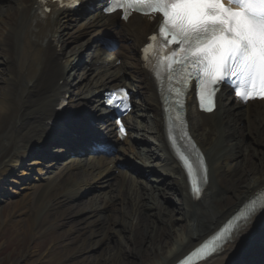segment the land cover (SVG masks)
I'll return each mask as SVG.
<instances>
[{
	"label": "bare ground",
	"instance_id": "6f19581e",
	"mask_svg": "<svg viewBox=\"0 0 264 264\" xmlns=\"http://www.w3.org/2000/svg\"><path fill=\"white\" fill-rule=\"evenodd\" d=\"M0 3V184L26 159L33 157L30 165H42L41 170L34 171L39 174L32 179L34 184L22 188L25 192L19 195L15 213L26 216L24 221L30 228L40 217L45 218L41 234L51 232L56 225L47 221L51 210L63 208L59 216L69 221L73 215H84L66 230L78 243L70 250L74 264H172L241 204L264 190V100L242 103L222 88L217 109L210 114L195 109L192 93L187 98V116L196 119L189 132L207 165L201 197L195 200L190 196L185 176L165 140L163 95L140 60V49L147 34L155 29L156 20L134 16L123 21L116 14L95 10V4L43 15L42 0ZM101 35L119 41L115 50L96 48L90 52L100 45L97 38ZM84 54L89 56L86 64L90 72H83L75 82L68 81V69L81 65ZM116 61L119 63L114 65ZM118 86L135 88L141 96L139 105H134L124 120L128 137L118 145L120 153L110 158L76 156L60 160L58 156L66 150L54 148V158L46 161L50 143L65 144L68 151L81 154L94 149L89 148L87 126L73 119L69 122L70 115L92 120L88 117L91 112L101 132L113 135V125L97 113L101 108L97 91ZM66 94V105L61 108ZM226 101L234 103L232 111ZM238 132L241 140L236 138ZM148 140L157 144L155 154L135 143ZM256 144L262 147L255 148ZM248 147L250 168L237 173L233 161L241 156L248 163V154L240 155ZM125 162L140 164L167 180L166 187L154 186L120 169ZM20 176L21 181L28 180L27 172ZM225 193L232 199L227 201ZM86 194H90L87 200ZM166 200L175 208L163 206L161 202ZM115 212L120 217H113ZM126 217L131 220L126 222ZM174 224L179 228L171 240ZM77 226L82 227L79 230ZM83 233L87 235L81 238ZM60 238L66 241L62 234L53 236L56 250L62 245ZM123 239L125 244L132 241L133 247L123 248ZM261 258L264 210L253 224L234 232L217 253L197 264H264Z\"/></svg>",
	"mask_w": 264,
	"mask_h": 264
},
{
	"label": "snow or ice",
	"instance_id": "6c2138e0",
	"mask_svg": "<svg viewBox=\"0 0 264 264\" xmlns=\"http://www.w3.org/2000/svg\"><path fill=\"white\" fill-rule=\"evenodd\" d=\"M117 10L124 19L133 11L162 17L158 35L154 33L148 38L150 43L145 52H155L159 47L164 55L153 70L166 67L170 81V74L182 69L181 80L177 82L183 88L175 89L177 97L185 94L187 81L194 79L200 108L207 112L214 110L216 93L225 83L241 101L264 99V0H227V3L224 0H107L104 11ZM107 103L127 108L126 90L113 93ZM176 120L192 149V154L181 152L178 159L185 168L191 193L198 199L207 182V166L179 113ZM120 131L123 133V127ZM262 210L264 196L245 203L238 215L182 264H192L193 256L204 260L217 253L234 232L253 224Z\"/></svg>",
	"mask_w": 264,
	"mask_h": 264
},
{
	"label": "rangeland",
	"instance_id": "374dc122",
	"mask_svg": "<svg viewBox=\"0 0 264 264\" xmlns=\"http://www.w3.org/2000/svg\"><path fill=\"white\" fill-rule=\"evenodd\" d=\"M2 7V3H0V9ZM3 66L0 65V69H2ZM3 72V71H2ZM84 71H81L78 69V67H71L70 70L68 71V74L65 76L70 78L68 79L73 80L74 82L76 81V76H80V73ZM3 73H0V76H2ZM2 85V79H0V88ZM226 106L228 107V110L232 111V103L229 101H226ZM188 122H196L195 118H190L188 116ZM235 137V136H234ZM236 138L241 140L239 132L236 133ZM247 141V138H246ZM249 143V142H248ZM137 147L139 149H142L144 151L150 150L152 153H156V146L152 144V141H141L137 144ZM255 148H261L262 146L259 144H256L254 146ZM51 151V149H50ZM247 153L249 156L248 163L245 161H242L241 156L238 157L233 161V163L237 167V173L242 171L243 168H250V147L246 148L245 150L242 151V154ZM53 154V153H52ZM48 155H49V150H48ZM51 155V153H50ZM255 158V156H253ZM33 157L26 159L24 163L17 168L18 170L15 171V173L9 174L5 177L4 182L0 184V197H1V212H0V264H74L75 260L70 257V250L71 247H74L78 245L77 241L76 243L73 242L72 236L66 232V230H69V225L73 221H77L81 219L84 215H73L72 220L69 221L67 217H60L59 215L62 214L63 208L56 209V210H51L49 213V218L47 221L50 222H55L56 225L54 226V229L51 232L41 234V230L43 229L45 225V221L43 217H40L37 220V224L34 228H30L27 226L26 222L24 221V217L26 216H16V209H17V201L21 200L19 195H22L25 190H22L24 186H31L34 184L32 179L38 178L39 174H37L36 171L37 169H42V165H30V163L33 161ZM154 162H157V160H154ZM247 165V166H246ZM254 167H256V161H253L252 164ZM22 172H27L28 176H25L28 178V180L21 181V176L20 173ZM145 172H148L145 170ZM147 177L149 179V183L153 184L154 186H165L167 185V180H163V178H160L157 174L153 173H147ZM153 179V180H152ZM15 182H18L15 185ZM152 181V182H151ZM154 182V183H153ZM13 190L15 193L11 194L10 191ZM27 191V190H26ZM31 191V190H29ZM1 194L6 195V196H1ZM226 200L229 199L231 200L233 196H231L230 193H225ZM88 199L90 197V194H86L85 196ZM3 198V199H2ZM224 200V203L226 202ZM228 201V200H227ZM33 204V202H32ZM161 204L165 207L168 208H175V205L171 202L162 201ZM113 217L114 216H119V214L112 213ZM55 216H59L57 219L54 220ZM67 220V222H66ZM126 222H129L131 219L125 218L124 219ZM66 222V223H64ZM134 223V221H132ZM61 223H64L62 226ZM60 224V225H59ZM58 225V226H57ZM85 225H83L84 227ZM79 227V226H77ZM82 226H80L78 229L80 230ZM175 230H171L170 234L171 240H174V234L175 232L177 233L179 226L177 224H174ZM83 232V231H82ZM180 233V232H178ZM57 234H62V236H65V242L63 241L62 238V245L58 250L53 248V243L52 239L54 235ZM70 235V236H69ZM87 234L83 233L80 237H86ZM124 235V234H123ZM174 235V236H173ZM68 237V238H67ZM80 238V239H81ZM61 244V243H60ZM59 244V245H60ZM123 248L128 249L129 247H133V242L131 241L128 244H125V240L123 239L122 242ZM141 246L143 245L140 244ZM87 248V247H85ZM50 249V252L48 255H46L47 251ZM89 251V249H86ZM91 252H87V254H90Z\"/></svg>",
	"mask_w": 264,
	"mask_h": 264
}]
</instances>
